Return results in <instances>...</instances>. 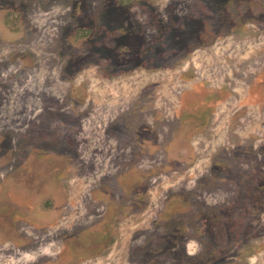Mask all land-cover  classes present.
<instances>
[{
  "label": "rangeland",
  "instance_id": "rangeland-1",
  "mask_svg": "<svg viewBox=\"0 0 264 264\" xmlns=\"http://www.w3.org/2000/svg\"><path fill=\"white\" fill-rule=\"evenodd\" d=\"M0 264H264V0H0Z\"/></svg>",
  "mask_w": 264,
  "mask_h": 264
}]
</instances>
